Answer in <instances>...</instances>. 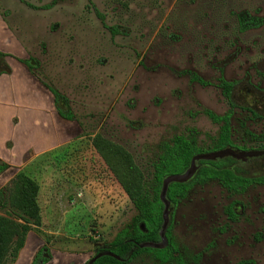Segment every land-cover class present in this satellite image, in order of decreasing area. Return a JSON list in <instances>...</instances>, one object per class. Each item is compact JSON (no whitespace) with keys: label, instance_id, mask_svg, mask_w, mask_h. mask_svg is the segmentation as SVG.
I'll list each match as a JSON object with an SVG mask.
<instances>
[{"label":"rangeland","instance_id":"obj_1","mask_svg":"<svg viewBox=\"0 0 264 264\" xmlns=\"http://www.w3.org/2000/svg\"><path fill=\"white\" fill-rule=\"evenodd\" d=\"M25 1L39 8L0 0V13L40 81L67 99L57 110L75 119L61 146L19 170L39 183L42 211L20 264L42 248L46 264H84L137 215L93 137L123 146L145 173L176 135L205 145L215 132L206 111L229 107L215 68L230 80L242 66L264 64V0H64L50 9L41 7L52 0ZM250 18L259 25L241 31ZM17 171L9 170L7 184ZM263 208L264 188L235 195L196 186L173 217L185 263L264 264ZM126 264L163 263L145 253Z\"/></svg>","mask_w":264,"mask_h":264},{"label":"trees","instance_id":"obj_2","mask_svg":"<svg viewBox=\"0 0 264 264\" xmlns=\"http://www.w3.org/2000/svg\"><path fill=\"white\" fill-rule=\"evenodd\" d=\"M33 8L34 6L25 0H21ZM64 0H52L51 3L42 6V9H50L57 3ZM250 18L242 21L241 31L258 26L259 23ZM33 58L28 61L29 66ZM37 67V65H35ZM195 80L202 84L206 81L199 77ZM54 96L56 104L64 102L68 105L67 99L56 88L49 84H44ZM224 88V94L230 96L231 84L225 80L221 81ZM59 114L73 120L74 115L71 111H63L58 107ZM206 113L217 121L224 118L215 115L211 111ZM228 126L222 128V140L228 141ZM93 144L97 151L104 158L111 170L117 175L120 184L128 195L129 199L137 210L133 224L130 227L122 229L115 239L108 244L107 249L97 252L111 251L122 259L119 260L111 255H103L91 264H126L133 261L142 254H149L151 257L163 264L177 261L178 264H186L182 257L176 256L179 253V246L172 235V225L167 231L168 245L163 249L146 247L139 248L136 244L145 242H160V230L163 224L164 203L161 200V190L163 181L167 176L182 174L190 167L192 158L200 152L197 141L194 137L188 138L184 135H176L173 138L162 142L155 157L150 161L148 172L145 173L134 161L133 156L121 145L104 138L97 134L93 137ZM224 146V144H222ZM10 166L4 162L0 163V173L7 170ZM214 176L219 179L221 185L232 193H240L249 185L243 181L237 180L235 174L225 166H220L218 171L214 168H202L194 183L173 182L167 191V198L175 206L188 198L192 188L197 185L200 178ZM199 181V182H198ZM257 183H264V178L256 180ZM40 185L30 175L24 171L15 174L10 184L0 188V264H12L16 262L21 250L25 247L28 235L33 228L40 227L42 224V211L39 203ZM229 214L235 216L232 206L229 208ZM145 225L142 230L140 225ZM42 248L36 255L32 264H46L51 257H44ZM132 253L131 258L129 254ZM41 257V260L38 258ZM89 264V263H86ZM240 264H250L243 262ZM251 264H254L251 262Z\"/></svg>","mask_w":264,"mask_h":264},{"label":"crops","instance_id":"obj_3","mask_svg":"<svg viewBox=\"0 0 264 264\" xmlns=\"http://www.w3.org/2000/svg\"><path fill=\"white\" fill-rule=\"evenodd\" d=\"M30 59L0 13V163L10 166L0 173V188L7 184L9 170L17 167L19 172L34 156L61 146L74 128L59 114L53 94L35 73L37 67L29 66ZM28 239L14 264L22 262Z\"/></svg>","mask_w":264,"mask_h":264},{"label":"flooded vegetation","instance_id":"obj_4","mask_svg":"<svg viewBox=\"0 0 264 264\" xmlns=\"http://www.w3.org/2000/svg\"><path fill=\"white\" fill-rule=\"evenodd\" d=\"M215 70L219 71L221 80L223 78V80L231 84L230 96L227 98L224 94V88L221 86V80L219 82V87L224 97L228 100L229 107H227V111L222 115L215 114L223 117L222 121H217L209 116L212 126L215 127V132L213 135L205 137V145L201 146L198 144L201 150L194 157L199 155L202 157L195 160V172L187 183H194L198 172L202 168L210 167L218 171L220 166H225L235 174V181L240 180L249 184L242 192L233 193L235 195H244L250 189L264 188V183L260 184L256 182L257 179L264 178V64L242 66L236 76L230 80L225 77V74L221 73L222 69L216 67ZM226 125L229 128L228 141L222 140V128ZM222 151L228 153L224 156L218 155ZM200 181L202 184L198 181L199 183L192 190L196 186L215 185L223 187L219 179L214 176L209 175L206 178H200ZM177 206L171 203L169 227L173 226V217ZM234 212L235 216L233 217L228 214L233 219L237 215L235 210ZM107 247L108 245L96 247V254L99 250L107 249ZM180 252L179 248V253L176 256L182 257ZM132 253L133 251L129 254V258H131ZM96 254L84 264L89 263ZM41 262L43 261L41 260Z\"/></svg>","mask_w":264,"mask_h":264},{"label":"water","instance_id":"obj_5","mask_svg":"<svg viewBox=\"0 0 264 264\" xmlns=\"http://www.w3.org/2000/svg\"><path fill=\"white\" fill-rule=\"evenodd\" d=\"M227 153L228 152L222 151V152L218 153V155L224 156ZM201 157L202 156H200V155L194 157L191 167L186 172H184L182 174L170 175V176H167L164 179L162 190H161V195H160L161 196V200L164 203L163 224H162L161 230H160L161 240H160V242H145V243H141V244H136V247H139V248L152 247V248L163 249V248H165L167 246L168 238H167V235H166V231H167V229L169 227L170 212H171V202L167 198L168 188H169L170 184L173 183V182H187L192 177L193 173L195 172V167H194L195 160L196 159H200ZM140 227H141L142 230H145V225L143 223L140 225ZM103 255H111V256L119 259V260H122L119 256L115 255L111 251H106V252H101L98 255H96L95 257H93L89 261V264L93 263L99 257H101Z\"/></svg>","mask_w":264,"mask_h":264}]
</instances>
